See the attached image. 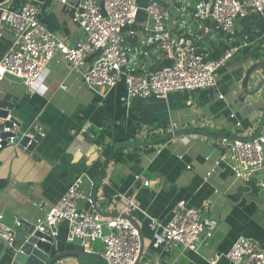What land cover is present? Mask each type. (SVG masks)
I'll return each mask as SVG.
<instances>
[{"label": "crops", "instance_id": "1", "mask_svg": "<svg viewBox=\"0 0 264 264\" xmlns=\"http://www.w3.org/2000/svg\"><path fill=\"white\" fill-rule=\"evenodd\" d=\"M32 1L39 10V22L66 46L74 47L84 39L81 28L71 20V6L77 0H66V4ZM187 1L195 5L201 0ZM23 2L0 0V9L17 10ZM171 14V30L196 33L199 51L207 56L215 48H229L242 40L241 21L235 25L234 42L212 29L208 20L199 21L175 10ZM145 24L146 15L141 11L136 26ZM205 27L212 31L204 34ZM11 40L0 24V61ZM248 43L216 73L214 88L174 92L163 100H128L122 83L110 90H91L60 54L32 89L1 80L0 108L5 97L11 96L15 103L10 116L19 124V135L41 134L32 151L12 146L0 149V214L7 225L12 226L15 220L22 223L15 245L27 240L26 224L44 217L76 177L89 176L83 188L90 196L92 183L105 162L97 184L96 209L102 217L112 218L129 200L137 206L128 213L142 238L137 264H230L223 256L239 237L264 245V188L236 179L223 163L213 170L224 155L220 138L249 139L264 133V86L255 96L242 89L247 70L253 65L264 66V30ZM141 64L151 67L150 60ZM261 71L264 75V67ZM256 86L251 78L248 90ZM181 129L197 132L152 144ZM107 147L113 149L109 157L103 154ZM181 200L196 209L205 224L195 252L165 244L144 215L164 222ZM53 230L59 252H83L77 244L65 241L63 224H56ZM209 230L212 236L204 240ZM102 250L101 242L91 244L92 253L101 256ZM1 254L0 242V264H10L8 253ZM54 264L104 262L70 255Z\"/></svg>", "mask_w": 264, "mask_h": 264}, {"label": "built area", "instance_id": "2", "mask_svg": "<svg viewBox=\"0 0 264 264\" xmlns=\"http://www.w3.org/2000/svg\"><path fill=\"white\" fill-rule=\"evenodd\" d=\"M71 9L72 22L84 33V39L74 47L66 46L39 22V10L32 0H24L17 10L0 9L1 27L12 37L0 61V81L11 75L32 89L48 64L60 54L71 70L80 72L89 89L110 90L122 83L128 100H163L174 92L211 89L216 84V73L240 48L247 47L248 41L242 39L231 44L220 56L210 59L199 51L196 33L171 30V12L208 20L212 29L224 34L228 41H234L237 20L253 13L264 18V0H201L195 5L187 0H145L144 4L139 0H77ZM141 11L146 15V24L139 28L136 22ZM212 29L205 27L204 34ZM143 60H150L151 67L143 66ZM164 62L167 65L161 66ZM17 124L11 121V116L0 118V149L12 146L26 150L31 145L35 135L20 136ZM24 137L29 138L26 147L20 145ZM219 143L224 155L213 170L223 163L236 179L264 188V133L249 139L222 137ZM85 180L90 178L82 174L72 181L44 217L36 220L35 231L49 232L54 237L57 233L51 229L63 224L65 241L77 244L84 253H92L91 244L99 241L105 264H137L142 242L138 229L126 217L137 206L129 200L117 215L104 218L86 194ZM144 215L165 244L196 251L205 224L200 213L185 201H179L164 222ZM21 226L20 220H15L12 226L5 224L0 214V238L7 247L15 246L17 228ZM211 236V231H207L204 240ZM223 257L230 264H264V245L239 237Z\"/></svg>", "mask_w": 264, "mask_h": 264}, {"label": "water", "instance_id": "3", "mask_svg": "<svg viewBox=\"0 0 264 264\" xmlns=\"http://www.w3.org/2000/svg\"><path fill=\"white\" fill-rule=\"evenodd\" d=\"M236 23H239V20H237ZM263 67L264 66L262 64H258V65L251 66L247 70L242 80V89L244 90L245 94H247L248 96H255L256 94L260 92L261 88L264 86V75L262 74V71H261ZM5 78L19 85L22 84V81L19 78H16L14 76L5 75ZM251 78H254V81L257 82V86L255 87L254 90L249 91L247 88V85L249 81L251 80ZM14 103L15 102L11 100V96L8 95L5 97L4 101L1 104V108H0V118L1 119H6L8 116H10V111L13 109ZM11 121H16V120L11 116ZM5 125L10 126V123L6 122ZM17 125L19 126V124ZM263 126H264V118L262 121V128ZM192 132H197V131L190 130V129H181V130L166 134L164 137L153 142L152 144L163 142L173 137H177V136H180L186 133H192ZM40 138L41 136L39 134H36L34 136V139L31 142V145L26 149V151H32L35 145L37 144V142L40 140ZM28 142H29V138L24 137L20 141V145L22 147H26ZM105 164L106 162L101 166L99 172L97 173L92 183V187H91L90 198L95 208L97 207L96 205L97 184L102 179V171L104 169ZM126 217L134 225V227L138 229L139 234H140V229L137 223H135L134 220H132V218H130L129 216H126ZM26 225H27L26 227L28 228L27 240L23 244L15 245L13 248H9L7 247L5 242L0 238V242L2 243L1 256H3V254L5 253H8V256L10 257V264H54L57 260L70 256V255H79V256L86 255L92 258L100 259L101 261L104 262L103 258L100 255L94 254V253H84V252H74V251L59 252L57 248V242L55 238L50 235L49 232L40 233L38 231H35L34 224H29V225L26 224ZM51 231L52 232L54 231L53 228L51 229ZM140 239L142 242L141 234H140Z\"/></svg>", "mask_w": 264, "mask_h": 264}, {"label": "trees", "instance_id": "4", "mask_svg": "<svg viewBox=\"0 0 264 264\" xmlns=\"http://www.w3.org/2000/svg\"><path fill=\"white\" fill-rule=\"evenodd\" d=\"M241 26H242V38L241 39H246L247 41H250L252 39H254L255 37H258L261 35V33L264 30V18H262L261 16L257 15V14H250L247 18L241 20ZM228 47L226 45H223L222 47H220L219 49L215 48L214 50L209 53V55L207 56L210 59H215L218 56H220L224 50H226ZM167 65V63H162L161 66H165ZM113 149L111 148H105V150H103V154L106 157H109L110 154H112Z\"/></svg>", "mask_w": 264, "mask_h": 264}]
</instances>
